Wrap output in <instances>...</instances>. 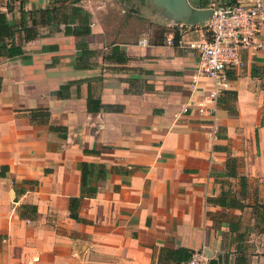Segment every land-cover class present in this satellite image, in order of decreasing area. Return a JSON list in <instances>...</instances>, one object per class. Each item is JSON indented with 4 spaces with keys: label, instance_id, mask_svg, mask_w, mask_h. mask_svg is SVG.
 <instances>
[{
    "label": "crops",
    "instance_id": "crops-1",
    "mask_svg": "<svg viewBox=\"0 0 264 264\" xmlns=\"http://www.w3.org/2000/svg\"><path fill=\"white\" fill-rule=\"evenodd\" d=\"M203 26L159 0H0V264H182L204 246L264 264V50L230 71L213 137L197 108L213 82L167 43Z\"/></svg>",
    "mask_w": 264,
    "mask_h": 264
},
{
    "label": "built area",
    "instance_id": "built-area-1",
    "mask_svg": "<svg viewBox=\"0 0 264 264\" xmlns=\"http://www.w3.org/2000/svg\"><path fill=\"white\" fill-rule=\"evenodd\" d=\"M212 8L213 12L205 23L208 38L182 41L171 37L167 43L172 46L179 44L196 52L199 65L194 81L199 76L212 80V89L197 103V108L200 113L212 116L210 134L216 137L219 129L217 104L220 96L229 88L230 71L243 66L244 52L250 49L264 50V43L260 39L264 24V0L216 5ZM141 43L147 44L148 39H143ZM210 259L208 249L204 246L193 250L191 257L182 264H209Z\"/></svg>",
    "mask_w": 264,
    "mask_h": 264
},
{
    "label": "water",
    "instance_id": "water-1",
    "mask_svg": "<svg viewBox=\"0 0 264 264\" xmlns=\"http://www.w3.org/2000/svg\"><path fill=\"white\" fill-rule=\"evenodd\" d=\"M165 8L178 19L187 18L189 24H204L206 23L213 8L199 10L193 8L188 0H159Z\"/></svg>",
    "mask_w": 264,
    "mask_h": 264
},
{
    "label": "trees",
    "instance_id": "trees-1",
    "mask_svg": "<svg viewBox=\"0 0 264 264\" xmlns=\"http://www.w3.org/2000/svg\"><path fill=\"white\" fill-rule=\"evenodd\" d=\"M47 11L48 10H42V13H45ZM33 24H37V20L36 19L33 20ZM24 27H25L26 30H28V32L30 30V34H29L30 37H34L35 35L38 34V32L37 33L35 31L33 32V27H30L29 29L26 26H24ZM179 38H180V33L177 31L175 33V39L179 40ZM1 53H2V50H1V47H0V54ZM230 162H231V158H230ZM85 182H86V179H85V176H84V178L82 180V189L85 188ZM79 200H80L79 198H72L71 204H70L71 215L75 219H79L80 218L79 214H78V211H77Z\"/></svg>",
    "mask_w": 264,
    "mask_h": 264
},
{
    "label": "rangeland",
    "instance_id": "rangeland-1",
    "mask_svg": "<svg viewBox=\"0 0 264 264\" xmlns=\"http://www.w3.org/2000/svg\"><path fill=\"white\" fill-rule=\"evenodd\" d=\"M185 30V29H184ZM186 30L188 31V28H186ZM185 30V31H186ZM203 30L206 32V30H207V27H206V25L205 26H203ZM157 31H161V29H158Z\"/></svg>",
    "mask_w": 264,
    "mask_h": 264
}]
</instances>
